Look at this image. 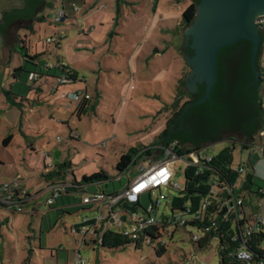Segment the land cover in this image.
I'll use <instances>...</instances> for the list:
<instances>
[{
  "label": "rangeland",
  "instance_id": "374dc122",
  "mask_svg": "<svg viewBox=\"0 0 264 264\" xmlns=\"http://www.w3.org/2000/svg\"><path fill=\"white\" fill-rule=\"evenodd\" d=\"M56 1L47 0L46 6L40 11V15L46 17L45 20L35 22L34 33L26 39L30 56L35 54L37 47L39 59L26 63V71L16 82L12 74L7 75L0 67V184L18 181L20 188L33 198L24 204L23 211L0 209V264H74L77 249H80L83 257L88 258V264H221L222 245L217 238L200 248L184 229L155 237L154 243L142 242L139 246L134 241L117 247L94 243L84 245L81 236L70 233V227L83 215L90 213L83 208L91 206L70 205L67 191L62 192L64 202L60 197L58 204L51 207L47 204L51 192L42 172L45 165L56 167L57 159L69 165L60 168L55 181L82 182L84 175L105 170L110 178L87 185V191H96L101 187L111 192L126 186L141 172L142 162L122 172L117 168L121 155L131 147L144 149L156 143L157 136L164 130L174 111L173 102L180 92H190L185 84V63L177 47L178 56L175 58L176 48L171 47L175 44L169 43L172 34L166 30H182L185 26L183 12L188 6L186 0H161L163 5L155 14L150 6L140 1L137 11L127 9L125 14H120L124 24L120 28L117 27L120 17L117 15V0H102L109 8L107 10L105 4H101L103 6L99 11L103 12L104 17H115V22L102 28L95 19L91 18L86 26L81 20L77 23V19L72 18L74 27L66 31L67 36L61 48L46 42L48 37L59 32V28L54 25L58 22L53 21L58 14ZM95 1L89 0L91 3ZM169 4L172 6L169 7ZM8 5V0H0V9ZM109 11L112 15L107 13ZM161 13L164 19H160ZM80 14L83 17V12ZM47 16H53V22ZM80 23L86 27L88 35L78 33ZM93 23L96 27L94 30L90 26ZM115 30L121 31L118 34L119 44L115 47L113 44L110 48ZM20 31L16 41H20L24 34ZM3 47L0 37V56ZM159 49L161 53L157 52ZM58 56L84 79L68 88L56 83V96L51 94L53 90L49 86H43V97L47 95L48 100H51L50 105L42 107L37 104L31 109L25 104L21 110L17 108L11 111L2 108L4 89H10L13 83L14 92L31 97L29 86L33 82L29 79V71L46 69L44 65L57 63ZM17 67L18 64L11 66V72ZM50 73L61 75L60 69L56 68ZM40 78L37 84L41 82ZM79 83L83 88L87 85L91 95L89 101L82 105L84 101L77 103L60 98L61 93L78 87ZM261 83V98L264 102V81ZM187 99L185 97L180 105ZM21 122H28L29 127L21 129ZM9 135H13L11 142L4 145V139ZM229 137L237 143L234 162L246 161L247 164L252 153L253 169L262 178L259 173H264V154L259 145H264V135L262 138L257 136L256 140L250 142L253 144L244 147L237 142H242L241 137L227 132L221 141L205 143L203 146L208 145L206 150L209 154H216L231 142ZM47 153H52L50 155L53 158L48 163ZM246 166L250 167L248 164ZM172 167L175 171L174 180L183 190L187 166L178 160ZM18 173L21 177L17 176ZM180 189H175L173 194H178ZM77 195L71 193V204L80 202L81 196L74 198ZM150 200L149 193H145L141 205H148ZM253 201L258 202L256 197H253ZM165 209V206L161 207V211ZM148 237L153 238L151 233ZM41 239L45 245L42 248L39 246ZM162 239L167 251L158 255L156 248Z\"/></svg>",
  "mask_w": 264,
  "mask_h": 264
},
{
  "label": "trees",
  "instance_id": "16d2710c",
  "mask_svg": "<svg viewBox=\"0 0 264 264\" xmlns=\"http://www.w3.org/2000/svg\"><path fill=\"white\" fill-rule=\"evenodd\" d=\"M198 2L199 0H192L184 10L183 17L186 26H188L195 18ZM46 4L47 0H24V5L22 7H14L10 10L4 11V22L0 23V32L5 43L7 45L13 43L15 41L14 39L18 38L21 29H26L30 33H33L34 23L37 21H44L46 18L45 16L40 15V11L43 10ZM74 4L76 3L72 4L73 10ZM62 7L65 10V19L67 17V11L64 4ZM74 11L76 12V10ZM22 23L26 24L23 25ZM82 31L83 33L85 32L84 30ZM261 33L262 44L258 56V66L260 69L261 66L259 61L264 43V33L262 31ZM15 42H17V46L13 47L12 51H18L21 54L23 63L14 69L12 75L15 80H20V75L26 71L25 64L34 61L40 57V55L34 54L31 57L29 48L24 44L22 38H20V41ZM46 42L47 44H55L57 48H60L61 46V42H48L47 39ZM184 49L186 53L193 56L194 51L189 46L184 47ZM251 50L252 44L247 40H240L234 45L220 49L217 58L218 78L212 89L211 97L200 104L195 103L192 106H189L204 96V83L198 85V91L195 94L185 91L180 92V96L177 97L172 104L174 111L171 117L167 120L164 130L157 136V142L153 143L151 146H145L144 149L141 147L129 148L121 155L117 163V168L123 172L129 170L130 167L137 164L139 160H158L165 152V148L170 146H173V150L177 154L185 155L192 150L202 148L204 143H216L221 141L223 132L225 133L227 130L240 134L242 142H237L241 143L242 146L247 147L253 144L250 142L254 139L256 140L257 136H260L259 133L264 127V102L261 98V91L258 89V83L263 82L264 77L261 75V79L258 83H251L254 80V74L251 68ZM57 59V63L53 66H50L48 63L45 64L44 66H46V69L44 68V71H29V79L33 82V84L29 86L30 90H39L36 81L44 75L54 76L57 85H67L83 80V78L79 77L77 71L69 67L63 60H59L60 58ZM55 68L60 69L61 75L65 74V78L67 79L66 82H57V79L61 75L57 76L50 73V71ZM31 73H35L37 77L31 79ZM4 94L11 106L21 107L22 100L26 99L24 96L14 92L12 87L10 89H4ZM185 97H188V99L180 105ZM89 100L90 99L84 100L81 104L83 105ZM12 136L13 135H9L4 139V145H8L11 142ZM229 138L234 139L232 137ZM259 138H262V136ZM187 143H190L191 146L186 145ZM236 144L237 143L235 142L227 143L221 150H219V152L213 155L210 161L207 162L206 168L201 169L196 165H190L186 168L185 188L184 190H181L180 195H175L172 199L174 210L182 208L187 202L191 204L192 208H197L202 198L207 195L209 184L212 182L213 176L216 175H220L224 181L233 186L239 183L240 187L236 193H243V206L247 208L254 206L255 203L253 197H256L257 199L260 197V189L264 187V179L257 176L254 171L251 160L252 156H250L251 165L249 168L246 167L244 175H240L231 168L234 162ZM141 151L142 153L139 154ZM68 165L69 163L66 161L59 162L56 164V167L54 165V168L53 166L45 165V169L50 168L49 172L44 170L42 173L47 179V184L54 180L56 173L60 172V168ZM109 178V174L105 170H101L91 175H84L82 182H71V186L63 191L69 193L67 200L70 203L71 193L78 194L82 198L84 192H92L87 191V185L105 181ZM62 192L52 204H48L49 207L58 204L60 197L63 202L65 201ZM78 195L74 198L77 199ZM222 195L226 198L227 192L225 191ZM27 196L31 197L29 194H27ZM27 203L28 202H25L24 204ZM77 203L80 204L81 200ZM120 206L128 211H134L137 209L138 204L126 203L123 201ZM207 219L208 216L205 220L207 221ZM233 219L234 218L229 222L222 223L218 232L205 236L198 243L200 248H204L212 241V239H214L215 236H217L219 243L222 245L221 264H244L241 259L237 258L235 255H231L240 244L238 240H233V237L238 231V227L236 224L234 225ZM74 225L77 228L80 227L79 222L74 223ZM71 234L73 235V233ZM262 240L263 235L256 234L247 242V247L254 253L255 261L257 262L260 258H264V250L259 247ZM143 241L144 235H141V238L137 240L136 245L139 246ZM129 242H131V239L128 236L111 230H108L104 234L103 242L101 243L83 240L85 245L94 243L95 245L107 247H117ZM78 250L80 251V249H77L76 252ZM166 251V247L159 243L156 248L157 254L161 255Z\"/></svg>",
  "mask_w": 264,
  "mask_h": 264
},
{
  "label": "built area",
  "instance_id": "2783aa9c",
  "mask_svg": "<svg viewBox=\"0 0 264 264\" xmlns=\"http://www.w3.org/2000/svg\"><path fill=\"white\" fill-rule=\"evenodd\" d=\"M79 9L74 4V10L79 11ZM64 17L65 10L61 6L54 21L60 23ZM256 22L264 29V14L258 15ZM65 37L64 31H59L48 37L47 41L60 43ZM36 77L35 73L30 74L31 79ZM65 77V74L61 75L57 82H66ZM60 96L77 103L91 98L90 93L83 90L63 92ZM259 134L263 136L264 129ZM233 140L231 139L229 143H234ZM207 146L192 150L185 155L177 154L173 150V146H170L165 148V152L158 160L152 162V159L139 160L138 162H142L141 172L121 190L106 192L101 188L92 192H84L80 204L90 205L91 207L87 208L90 213L85 214L79 221V228L74 224L71 225L70 232L80 235L83 240L101 243L104 234L111 230L128 236L134 242H137L141 235H144L143 242L151 244L154 243L155 237H162L163 234L170 232L173 234L177 229H184L191 234L192 240L198 244L205 236L218 232L222 223L229 222L234 218L233 223L235 221L238 231L233 240H238L240 244L231 255L241 259L244 264H264V258H260L258 262L255 261L254 253L247 247L249 240L256 234H262L263 240L259 247L264 250V187L260 189L258 202H254L253 207L247 208L243 206V193H236L240 184L237 183L233 186L224 181L220 175H216L213 176L212 182L209 184L207 195L202 198L197 208H192L191 204L187 202L182 208L173 209L172 199L175 195H180L182 189L174 180L175 171L172 164L182 160L187 167L196 165L201 169L206 168L207 162L214 155L208 153ZM259 146L264 148L263 144ZM141 153L142 151L139 154ZM250 156L248 166L251 165ZM247 164L246 161L233 162L231 168L240 175H244ZM48 166H52V164ZM45 170L49 172L50 168ZM70 186L71 182L50 181L48 190L51 194L46 201L47 204H52L58 195ZM175 189H180L178 194H173ZM225 191L227 192L226 198L222 195ZM145 193H149L151 200L148 205L143 206L141 199ZM31 199L32 197H28L27 193L20 188L18 181L0 184V207L3 206L12 211H23L24 203ZM123 201L138 204V207L134 211H128L120 206ZM162 206H165L166 209L161 211ZM224 206L227 209L222 216H219ZM150 233L153 238L148 237ZM216 238L217 236L214 237V239ZM159 243L165 245L163 239L159 240ZM88 262V258L83 257L78 250L74 264H88Z\"/></svg>",
  "mask_w": 264,
  "mask_h": 264
},
{
  "label": "water",
  "instance_id": "95a60500",
  "mask_svg": "<svg viewBox=\"0 0 264 264\" xmlns=\"http://www.w3.org/2000/svg\"><path fill=\"white\" fill-rule=\"evenodd\" d=\"M3 12L1 13L2 23L4 22ZM261 14H264V0H199L193 21L183 30H169L172 34L169 43L177 45L187 69L186 86L192 94H195L198 85L205 84L204 96L189 106L195 103L200 104L211 97L218 78L219 50L234 45L240 40H247L252 44L251 68L254 80L251 83L260 81L261 69L258 66V56L262 44L261 31L264 33V29L257 24L256 18ZM0 37L3 44L8 47L16 43L14 39L13 43L7 45L1 32ZM186 46L194 51L193 56L185 52ZM261 84V82L258 83L259 90H261ZM227 132L230 131H225ZM225 133L223 132V135ZM232 133L241 137L236 132ZM186 145L191 146L190 143ZM226 209L227 207L224 206L219 216H222Z\"/></svg>",
  "mask_w": 264,
  "mask_h": 264
},
{
  "label": "crops",
  "instance_id": "0c3cea01",
  "mask_svg": "<svg viewBox=\"0 0 264 264\" xmlns=\"http://www.w3.org/2000/svg\"><path fill=\"white\" fill-rule=\"evenodd\" d=\"M82 1V3H79V1L78 0H60V2H59V0H57L56 1V3H57V8L59 9L63 4H64V6H65V8H66V11H67V17L63 20V21H61L60 23L62 24L63 23V25H62V28H61V24H54L55 25V27L57 26V28H59L58 30L59 31H64V33L66 34V36H67V30H70V29H72L74 26L71 24V23H73V19L72 18H75V19H77V23H79L80 22V20H81V22L84 24V25H88V21L92 18V19H95V22H99L100 23V26L102 27V28H105V25L106 24H111V22L113 23V22H115V17L113 18L112 16V21H111V17H104V14H103V12H100L99 11V9H101V6H103V5H101V4H105V3H103V1L102 0H96L94 3H91V2H89V0H81ZM141 1V4L143 3V4H147L148 5V7L150 6V8L152 9V11H153V14H155L157 11H159L160 10V7H161V5H163V2H161V0H124V1H122V0H117V5H116V7H117V11H118V14L117 15H119L120 16V14H121V16H122V14H125V12H126V10L127 9H134L135 11H137V6H138V3ZM146 1V2H145ZM178 2H179V0H177ZM191 1L192 0H186V2H187V4L189 5L190 3H191ZM73 3H76L81 9H80V11L81 12H79V11H74L73 10V8H72V4ZM8 6L9 7H7V8H5V9H0V23H2V18H1V13L3 12V11H6V10H10L11 9V7H13V6H15V7H22V5H23V0H8ZM140 4V3H139ZM171 4H172V1H171ZM171 4H169V7H171L172 5ZM105 7L107 8V10H108V8H109V6L107 5V4H105ZM83 12V17L81 16V14L80 13H82ZM109 15H112V13L109 11V12H107ZM121 16L117 19L118 21V25H117V27L118 28H120V27H122V26H124V24H123V22H122V19H121ZM47 18H48V20L50 21V22H53L54 20H53V16L52 17H49V16H47ZM160 19H164V15L161 13V15H160ZM53 20V21H52ZM84 25H82L81 23H80V25L78 26L79 27V32L78 33H83V31L82 30H84L85 32L83 33L84 35H88L87 34V30H86V27H84ZM91 26V28L94 30L96 27H95V23H93V24H91L90 25ZM110 26H108V28H109ZM186 28V25L182 28V30L183 29H185ZM35 29V28H34ZM22 30V32H24V34H22V39L24 40V44L25 45H27V41H26V39H28L29 37H30V34H33V33H30L28 30H26V29H21ZM106 30V29H105ZM167 31H169L170 29L168 28V29H166ZM115 32H116V34H115V36L112 38V41H111V43H109V47L111 48V46H113V44H115L113 47H115V46H117V43L119 44V41H118V34H120L121 33V31H118V30H115ZM19 34H21V31H20V33ZM79 34V35H80ZM23 35H24V37H23ZM113 42H115V43H113ZM15 46H17V42L13 45V46H10V47H8V46H6L5 44H4V47H3V52H2V56H0V67L2 68V69H4V71L3 72H5L7 75H11L12 74V70H11V66H15L16 64H18V66H20L21 64H22V56H21V54L18 52V51H12V48L13 47H15ZM61 46H62V42H61ZM61 46H60V48H61ZM171 47H177V45H171ZM33 48V47H32ZM162 48V47H161ZM178 48V47H177ZM177 48H176V51H175V58H176V56H178V51H177ZM57 49V48H56ZM171 49V48H170ZM30 52V51H29ZM39 52V50L37 49V47H36V51H35V54H39L38 53ZM45 52H46V50H45ZM157 52H162L161 51V49H159ZM31 53V52H30ZM13 54H15V55H13ZM58 58H59V56H58ZM39 59V57L37 58V59H35V60H38ZM59 60H61L62 61V59H59ZM57 61H58V59H57ZM56 61V62H57ZM259 63H260V66H261V75L263 76L264 75V43H263V47H262V52H261V56H260V61H259ZM47 64V63H46ZM56 63H52V64H49L50 66H53V65H55ZM72 68V67H71ZM72 69H74V68H72ZM75 71H76V69H74ZM80 77V76H79ZM80 78H82V77H80ZM84 79V78H83ZM40 80H41V82L40 83H38V84H36L38 87H39V90H31V93H32V95H31V97L29 96V95H26V99H23L22 100V102H21V107H17V106H11L10 104H9V102L7 101V99H6V97L4 96V98H2V102H3V106L4 107H2V108H8V110H16L17 108H19L20 110L23 108V106L26 104H28L29 106H30V108L31 109H33L34 108V106L35 105H37V104H40L42 107L44 106V105H46V104H48V105H50L49 103H50V99L48 100V97H46L47 95H45V97H43V95H44V87L45 86H49L50 87V89H52L53 91H52V93L51 94H53V95H55L56 94V80H55V77L54 76H50V75H44V76H42L41 78H40ZM264 81V80H263ZM14 82H16V80H14ZM77 84H78V82H77ZM77 84H75V83H72V84H67L66 85V87L68 88L69 86H71V87H73V86H76ZM15 84H13L12 83V88H14L13 86H14ZM44 86V87H43ZM65 86V85H64ZM85 88V89H84ZM82 87L81 86V83H79V86L78 87H76V88H74V89H72V90H66V91H64V92H73V91H75V90H87V92L89 93V91H88V87H87V85L85 86V87ZM33 93H34V95H33ZM61 95V94H60ZM56 96V95H55ZM54 96V98H57V97H55ZM60 98L61 99H67V98H62L61 96H60ZM69 100V99H68ZM70 101V100H69ZM72 102V101H71ZM47 105V106H48ZM22 116H23V112L21 113V118H22ZM29 124H28V122L27 123H20V128L21 129H23L24 130V128H28L29 126H28ZM33 149H34V147H33ZM50 154H52V153H47V155H46V162L48 163L49 161H53V158L51 157V155ZM60 161H58V159L56 160V164H58ZM44 172V171H43ZM42 172V173H43ZM256 173L258 174V172L256 171ZM261 176H262V178L264 177V173H259ZM17 176H19V177H21V174L20 173H18L17 174ZM264 179V178H263ZM72 202H70V205H74V206H77V205H79V203H77V202H75L74 204H71ZM69 205V206H70ZM0 209H3V210H8V211H11V212H15V211H12V210H9V209H7L6 207H0ZM83 210H86V211H88L87 209H85V208H83ZM2 212V210H0V213ZM80 213V212H79ZM84 216V215H83ZM81 220V219H80ZM79 220V221H80ZM79 221H75L74 223H78ZM73 225V224H72ZM73 236H74V234H73ZM80 236V235H79ZM85 245V244H84ZM39 246L42 248L43 246H45V245H43V242H42V239L40 240V244H39ZM31 251H32V248H31ZM51 253H53V250H51Z\"/></svg>",
  "mask_w": 264,
  "mask_h": 264
},
{
  "label": "flooded vegetation",
  "instance_id": "af4514ba",
  "mask_svg": "<svg viewBox=\"0 0 264 264\" xmlns=\"http://www.w3.org/2000/svg\"><path fill=\"white\" fill-rule=\"evenodd\" d=\"M186 52V51H185ZM198 89V88H197ZM198 91V90H197Z\"/></svg>",
  "mask_w": 264,
  "mask_h": 264
}]
</instances>
